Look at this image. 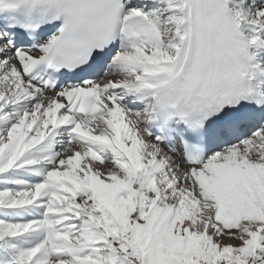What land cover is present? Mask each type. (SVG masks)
<instances>
[{"label":"snow or ice","instance_id":"1","mask_svg":"<svg viewBox=\"0 0 264 264\" xmlns=\"http://www.w3.org/2000/svg\"><path fill=\"white\" fill-rule=\"evenodd\" d=\"M0 264H264V0H0Z\"/></svg>","mask_w":264,"mask_h":264}]
</instances>
